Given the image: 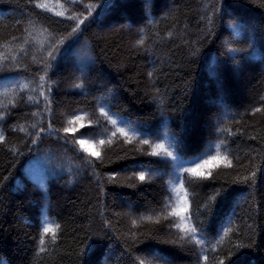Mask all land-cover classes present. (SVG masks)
<instances>
[{"label": "trees", "instance_id": "16d2710c", "mask_svg": "<svg viewBox=\"0 0 264 264\" xmlns=\"http://www.w3.org/2000/svg\"><path fill=\"white\" fill-rule=\"evenodd\" d=\"M0 55V264H264V0H0Z\"/></svg>", "mask_w": 264, "mask_h": 264}, {"label": "snow or ice", "instance_id": "6c2138e0", "mask_svg": "<svg viewBox=\"0 0 264 264\" xmlns=\"http://www.w3.org/2000/svg\"><path fill=\"white\" fill-rule=\"evenodd\" d=\"M36 7H38V8H44L46 6L43 5V4H36ZM57 15H62V13H57ZM73 18H76V17H69V19H73ZM81 23H83V20H78L77 28H74L73 29L74 32L78 30L79 24H81ZM25 31L27 32V29ZM25 43H27V41H25ZM137 44L138 45H143L144 44V39L143 38L139 39L137 41ZM49 55H51V53H49ZM0 59H6V57H3L2 55H0ZM149 75H151V73H149ZM44 80H45V77L44 76H41L40 77L41 87L43 86V81ZM41 95H43V92H41ZM29 99H32V98L29 97ZM262 99H264V97H262ZM100 111H101V114L103 116H105L106 118H108L113 125H116L117 124V121L111 119V117L109 116V114L107 112H105L103 108H101ZM255 111L258 112V111H261V109L260 108H257V109H255ZM34 115H35V113H34ZM0 118H2V117H0ZM75 119L76 120H79V119H81V117L77 116V117H75ZM68 123L69 124H72L73 123V120H69ZM81 127H84V125H81ZM20 130L21 131H24V129H23L22 126H21ZM63 131L65 133H68L70 131H74V129L65 127L63 129ZM118 131L121 134L125 135V136L128 135V133L123 128H119ZM86 134L87 133H84V135H86ZM115 135H116V133L114 132L113 133V136H115ZM133 135H135V134L133 133ZM3 139H4L3 134L0 133V140H3ZM141 142L143 144H148L149 143V141H147V140H143ZM76 143L79 144L80 149L82 151H84L85 153H87L89 157H95L96 159H100V152L99 151H91L90 149H92L93 147H96L98 145L99 146L104 145L105 144V141L104 140H99L98 142L93 143L91 141H86V140H83V139H78L76 141ZM221 143H223V142H221ZM154 148L163 149L164 150V153H165V156L171 157L173 160H176L177 162L180 161L179 158L177 156H175L174 153L171 150H169L168 148H166L164 144H156V145H154ZM158 154L159 153H157L155 151H153L151 153V155H158ZM220 160L225 161L226 162V166H231V161H229L227 159V156L226 155L225 156H221V153H220V145L217 144L216 145V155L208 156L206 159L205 158H200L198 160L194 159L193 161H191V166L190 167H184V162L182 161L181 163L178 164V167L181 168L183 170V172L191 174L192 177H195V178H205V171L204 170L207 169L209 165H216L218 163V161H220ZM88 162L91 163L92 161L89 160ZM251 176L254 177L255 176V173L253 172L251 174ZM138 178L141 181H144L146 179L145 174L143 172L139 173ZM177 183L180 185V187L179 188L174 187L172 190L177 193V199L179 200L180 189L183 187V179L182 178H178ZM185 195H186V193H185ZM218 195H220V193H217V196ZM212 199L214 200L215 197H213ZM182 212L183 213H186L187 212V207H182L179 210H174L171 213V215L181 216V213ZM147 219H151V217H147ZM184 219H187V217H183L182 216L181 217L182 222H183ZM133 223H135V221ZM176 227L177 228H181V224H177ZM59 229H60V225L59 224H55L54 222H47V221H45L43 223V225H42V233H41V236H40V248H39V251L40 252L46 251V248L44 247L45 242H46L45 241V237L50 234L51 235V241L54 243L56 241V239H57L56 233H57V231ZM181 230L185 232L186 236H190L191 239H192V241H194L196 244L203 245L204 241L202 239L197 238L196 233H197L198 229L196 227L189 226L187 228H181ZM231 231H232L231 229H228L227 231H225L224 232V236H227L229 234V232H231ZM222 239H223V237H221V240ZM217 243H220V241H217ZM235 247H237L239 249V248H243V247H248V245L237 244V245H235ZM207 259H208L207 256H205L204 257V260L207 261ZM140 264H144V261L141 260L140 261ZM219 264H224V261L221 260L219 262Z\"/></svg>", "mask_w": 264, "mask_h": 264}]
</instances>
